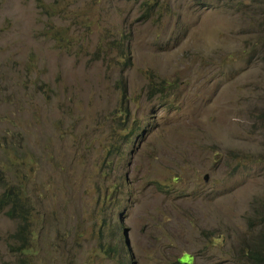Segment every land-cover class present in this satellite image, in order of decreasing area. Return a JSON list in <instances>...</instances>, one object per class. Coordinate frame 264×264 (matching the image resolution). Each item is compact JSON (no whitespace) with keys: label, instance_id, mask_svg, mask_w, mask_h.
Listing matches in <instances>:
<instances>
[{"label":"rangeland","instance_id":"rangeland-1","mask_svg":"<svg viewBox=\"0 0 264 264\" xmlns=\"http://www.w3.org/2000/svg\"><path fill=\"white\" fill-rule=\"evenodd\" d=\"M130 1L0 0V193L21 186L30 229L19 252L0 209V264H246L264 226V0H164L146 19ZM107 39L129 65L118 43L93 59Z\"/></svg>","mask_w":264,"mask_h":264},{"label":"trees","instance_id":"trees-1","mask_svg":"<svg viewBox=\"0 0 264 264\" xmlns=\"http://www.w3.org/2000/svg\"><path fill=\"white\" fill-rule=\"evenodd\" d=\"M226 1H230V0H226ZM55 2L56 1H53L52 3L47 5L40 3V7L42 8V10L52 9L54 8V6L51 4ZM130 2L137 3L138 7L142 8V10L144 11L145 19L152 14L154 9H160L165 6L172 5L170 3L165 2L164 0H131ZM149 11L151 12L149 13ZM172 36L181 37L184 36V32L182 33V35L172 34ZM117 43L119 45V48L117 49L118 54L116 56L117 58L116 60H118V62L121 64L120 66L126 67L127 65L130 64V56L127 52V48L125 44L120 39H115V41L113 40V42H110L107 39L103 42L96 43L94 49L92 50L93 59L109 60L110 56H108V54L112 49L110 47V44L116 46ZM117 76L118 78L116 79V83L117 86L120 88V92H121L119 101L122 103L123 100L126 98V92L124 89L125 88L124 74L118 72ZM146 85L147 88H150L152 91L158 90L155 89L156 84L151 76L147 77ZM124 113H126V110L124 111ZM4 183L5 182H3V184ZM21 189L22 188L19 184L14 186L5 184L2 192L0 193V209H2V207L7 204L8 205L7 210L4 212V214H6L10 218L15 217L19 219L18 225L16 226L15 230L13 231V234L11 235V237L17 242L15 249H17L19 252H23L27 250L28 238L30 234V229L26 221V213L24 211L25 209L24 201L21 200L20 198ZM123 244L126 245L124 239H123ZM107 248L109 250L110 249L116 250V248L113 246H109ZM240 250L243 252L246 264H264V226H262V229L259 232L255 233L253 237L250 238V240L244 241L243 246ZM175 264H181L177 257H175Z\"/></svg>","mask_w":264,"mask_h":264},{"label":"water","instance_id":"water-1","mask_svg":"<svg viewBox=\"0 0 264 264\" xmlns=\"http://www.w3.org/2000/svg\"><path fill=\"white\" fill-rule=\"evenodd\" d=\"M123 236H124V241H125V243L127 245V238H126V235H125V231H123Z\"/></svg>","mask_w":264,"mask_h":264}]
</instances>
